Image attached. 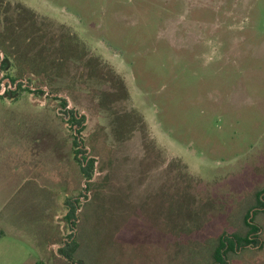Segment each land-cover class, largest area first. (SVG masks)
<instances>
[{
  "label": "rangeland",
  "instance_id": "rangeland-1",
  "mask_svg": "<svg viewBox=\"0 0 264 264\" xmlns=\"http://www.w3.org/2000/svg\"><path fill=\"white\" fill-rule=\"evenodd\" d=\"M2 10L0 264H210L246 214L226 263L264 264V0Z\"/></svg>",
  "mask_w": 264,
  "mask_h": 264
},
{
  "label": "trees",
  "instance_id": "trees-1",
  "mask_svg": "<svg viewBox=\"0 0 264 264\" xmlns=\"http://www.w3.org/2000/svg\"><path fill=\"white\" fill-rule=\"evenodd\" d=\"M13 11H14V13L19 14L21 12V9H17V10H13ZM5 14L8 15L11 13H8L5 10L4 11L2 10L0 18L2 19ZM14 16H16V15L9 16V18L11 19ZM0 33H1V31H0ZM4 34H5V32L3 31V37L6 36V34H5V36H4ZM6 38H8V37L6 36ZM6 38H4L5 41L10 43V41L8 39L6 40ZM5 41H4V43H5ZM8 66H9L8 58L4 57L2 64H1V70L7 69ZM20 86H22V84H20ZM8 93H10V95L13 94L12 96L16 95V92H13L11 90H9ZM11 98H13V97H11ZM72 119H73V122L78 123L76 116H73ZM73 143L75 144V148L79 147L77 145L76 138H73ZM75 152L79 155L82 153V150L75 149ZM78 155L75 156V160L78 162H81L80 163V172L87 181H90L93 178L95 160L89 159L88 161H86V159L83 158V160H85V162H82V160L79 159ZM106 178L107 177H99V178H97V180H95L92 183L91 182L86 183L87 190L90 189L94 185L98 186L101 183H104ZM263 192L264 191H262V193ZM261 205H264L262 203L261 198H257V205L256 206H261ZM76 210H77L76 206L71 204L70 209L68 211V214H69L68 216L71 218V223L74 225V228L76 227V222H77V217L75 216ZM256 213L257 212H254L253 216H255ZM248 215L249 214H246L245 219H244V224H245V227L248 229V231L244 235L232 234L230 236H227L226 234H221V236L218 238L216 247L212 251V255H211L212 263H210V264H227L226 258H227L229 253H236L237 250H240L241 248H243L245 246L250 247L251 244H258L259 241H257L255 237H257V234L259 233L260 229L255 224H252V223L247 221ZM73 237L74 236L71 235L69 238V241L65 242L64 246L58 250L59 254L64 259L71 260V261L73 260V255L75 254V252L78 249V244L75 241V238H73ZM35 264H42V263L39 262V263H35ZM75 264H83V263L77 261V263H75Z\"/></svg>",
  "mask_w": 264,
  "mask_h": 264
}]
</instances>
